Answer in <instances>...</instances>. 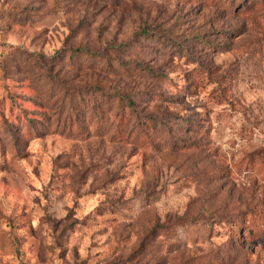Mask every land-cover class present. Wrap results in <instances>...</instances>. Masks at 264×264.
Wrapping results in <instances>:
<instances>
[{"label": "rangeland", "instance_id": "374dc122", "mask_svg": "<svg viewBox=\"0 0 264 264\" xmlns=\"http://www.w3.org/2000/svg\"><path fill=\"white\" fill-rule=\"evenodd\" d=\"M0 264H264V0H0Z\"/></svg>", "mask_w": 264, "mask_h": 264}]
</instances>
